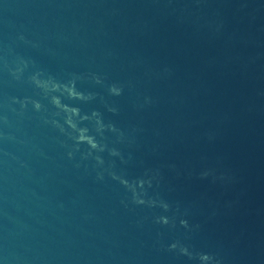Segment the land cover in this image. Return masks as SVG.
<instances>
[{
    "label": "water",
    "instance_id": "obj_1",
    "mask_svg": "<svg viewBox=\"0 0 264 264\" xmlns=\"http://www.w3.org/2000/svg\"><path fill=\"white\" fill-rule=\"evenodd\" d=\"M0 264H264V0H0Z\"/></svg>",
    "mask_w": 264,
    "mask_h": 264
}]
</instances>
